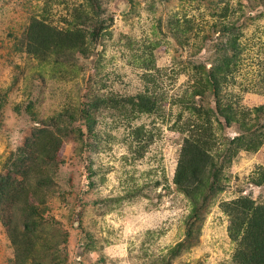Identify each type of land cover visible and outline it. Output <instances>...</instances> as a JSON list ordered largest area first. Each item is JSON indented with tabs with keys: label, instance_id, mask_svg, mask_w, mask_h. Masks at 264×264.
<instances>
[{
	"label": "rangeland",
	"instance_id": "1",
	"mask_svg": "<svg viewBox=\"0 0 264 264\" xmlns=\"http://www.w3.org/2000/svg\"><path fill=\"white\" fill-rule=\"evenodd\" d=\"M98 3L112 22L85 55L40 58L26 53L31 22L66 30L86 0H0V175L61 115L54 184L36 195L46 206L40 262H24L0 219V264H241L225 207L264 206V0ZM224 54L218 90L194 95ZM139 95L151 111L131 99ZM193 133L213 160L195 200L174 182Z\"/></svg>",
	"mask_w": 264,
	"mask_h": 264
},
{
	"label": "trees",
	"instance_id": "2",
	"mask_svg": "<svg viewBox=\"0 0 264 264\" xmlns=\"http://www.w3.org/2000/svg\"><path fill=\"white\" fill-rule=\"evenodd\" d=\"M101 9L98 0H86V8L73 12L72 27L66 30L33 20L25 34L26 53L40 58L51 50L62 54L68 51L85 55L88 52L86 43L97 41L100 33L112 22L111 18L107 21L101 18ZM222 58L220 66H211V71L196 79L194 95L209 87L214 91L218 90V79L223 77L220 72L230 69L232 57L224 54ZM223 67L226 70H223ZM131 99L137 103L140 111H151L154 107L146 96L139 95ZM261 109L263 108H258L259 111ZM196 110L203 113L200 109ZM221 115L228 124L230 119L236 118L231 112ZM209 117L205 115V119ZM60 118L61 115L52 118V124L49 126L53 129L47 126L35 130L21 147L11 153L4 164L7 171L0 175V219L16 250L24 249V262H40L35 256L34 239L37 230L43 227L44 223L40 217L46 206L45 199L37 198L36 195L38 190L50 189L54 184L55 172L50 173V170L56 166L57 154L61 147L56 122V119ZM197 131L204 135V132H211V127L206 128V125L201 123L197 125ZM196 133L184 139L174 176L175 184L193 199L204 185L206 170L213 165L209 148L200 142V136ZM34 200L37 204H34ZM225 208L231 216L230 237L238 242L234 259L241 264H264V206H255L253 201L239 198L227 204ZM15 211L19 215L12 214ZM17 216L21 218L20 222L15 219ZM21 241L24 242V248Z\"/></svg>",
	"mask_w": 264,
	"mask_h": 264
}]
</instances>
